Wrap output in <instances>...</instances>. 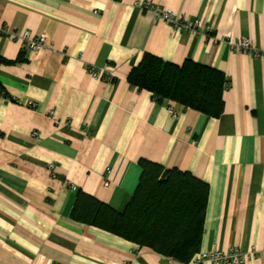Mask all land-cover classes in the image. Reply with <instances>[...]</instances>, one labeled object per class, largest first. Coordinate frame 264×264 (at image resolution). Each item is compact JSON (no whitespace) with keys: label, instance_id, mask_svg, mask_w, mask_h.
I'll use <instances>...</instances> for the list:
<instances>
[{"label":"crops","instance_id":"obj_1","mask_svg":"<svg viewBox=\"0 0 264 264\" xmlns=\"http://www.w3.org/2000/svg\"><path fill=\"white\" fill-rule=\"evenodd\" d=\"M145 3L197 31L175 30ZM1 28L0 264H187L71 217L80 192L122 212L143 160L207 185L198 253L237 247L256 255L240 264H264V62L228 45L264 49V0H0ZM24 32L51 47L29 51ZM146 54L222 72V113L131 86Z\"/></svg>","mask_w":264,"mask_h":264},{"label":"trees","instance_id":"obj_2","mask_svg":"<svg viewBox=\"0 0 264 264\" xmlns=\"http://www.w3.org/2000/svg\"><path fill=\"white\" fill-rule=\"evenodd\" d=\"M128 82L157 102L169 101L214 118L223 111L224 74L192 61L177 66L146 54L129 73ZM140 166L139 185L122 212L80 192L71 217L188 263L200 248L208 187L188 172L144 160Z\"/></svg>","mask_w":264,"mask_h":264},{"label":"built area","instance_id":"obj_3","mask_svg":"<svg viewBox=\"0 0 264 264\" xmlns=\"http://www.w3.org/2000/svg\"><path fill=\"white\" fill-rule=\"evenodd\" d=\"M144 7L151 10L155 18L170 24L175 30L195 32L198 29L196 23L178 18L173 15V13L169 11H164L151 3H145ZM0 35L8 36L10 35V33H8L5 29L1 28ZM21 38L29 51L36 52L51 47V43L44 34L30 37L29 32H24ZM228 45L233 51H237L253 59H260L262 62H264V49L256 48L248 39H242L241 41H236L232 43L228 42ZM86 71L88 75L94 79H101L107 82H110L112 80L113 71L110 68L106 69V72L103 74L90 66L86 67ZM167 111L168 114L172 117V119L177 118L178 114L175 111L174 106H168ZM52 167L53 166L50 165V168ZM109 174L110 169H107L106 175L108 176ZM108 184V180H105L104 186L107 187ZM248 258H256L255 253H244L241 249L234 247L229 249V251L227 252H221L218 250L199 252L187 264H240Z\"/></svg>","mask_w":264,"mask_h":264}]
</instances>
